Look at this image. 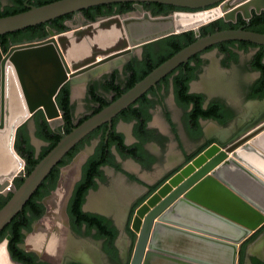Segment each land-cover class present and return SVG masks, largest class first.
<instances>
[{
    "label": "water",
    "instance_id": "95a60500",
    "mask_svg": "<svg viewBox=\"0 0 264 264\" xmlns=\"http://www.w3.org/2000/svg\"><path fill=\"white\" fill-rule=\"evenodd\" d=\"M252 1L56 0L1 17L0 36L70 13L77 14L93 6L133 2L135 7L134 12L125 15L103 16L96 21L85 18L81 26L70 30L48 28L46 37L15 43L7 52L0 42V195L5 196L8 195L6 188L25 174L27 165L15 147L19 129L38 110L44 112L52 128L62 122L50 121L43 108L28 102L19 68L14 62L19 51L54 46L68 75L56 91V100L66 83L80 82L78 77L88 72L97 74L111 61L120 66L124 62L123 56L147 44L188 31H193L197 40L70 133H62L59 143L29 175H23L21 186L15 188L9 201L0 209V233L23 211L54 167L78 143L104 124H108L111 130L115 117L150 89L157 88L162 79L182 64L226 41H246L264 46V33L245 27L201 35L202 28L216 20L236 23L239 15L250 20L254 14L264 13V8L250 7L248 16L240 12L230 20L225 17L228 12ZM145 2L173 5L180 10L167 15H153L145 9ZM107 20H115L117 28L92 27ZM88 25L91 27L85 28ZM134 29H138L140 34L135 35ZM68 33L72 35L69 36L71 39L65 36ZM213 122L218 124L216 120ZM222 140L210 143L186 162L136 209L131 229L137 238L129 264H241L244 245L264 227V110L255 112L238 134ZM113 152L122 161L116 148ZM131 162L136 161L132 159ZM141 186L149 190V186ZM84 210H87L86 204ZM9 239L10 236L3 243L12 263L7 247ZM246 261L253 264L250 258Z\"/></svg>",
    "mask_w": 264,
    "mask_h": 264
},
{
    "label": "trees",
    "instance_id": "16d2710c",
    "mask_svg": "<svg viewBox=\"0 0 264 264\" xmlns=\"http://www.w3.org/2000/svg\"><path fill=\"white\" fill-rule=\"evenodd\" d=\"M14 1L15 4L12 7H7L4 9L0 7V18L9 15H15L27 10L23 6L25 0ZM54 1L56 0H39L37 6H43ZM143 5L145 9L150 11L153 15H167L176 10H180V8L176 6L156 2H145ZM134 11L135 7L133 2H120L93 6L82 10L80 13L83 14L86 19L90 21H96L99 17L115 14L125 15ZM73 16L74 13H70L46 23L1 35L0 42L2 49L4 52H7L9 48L15 43L44 38L48 34V28H53L56 31L68 30L66 21L71 19ZM240 27H245L248 30L264 33V13L254 14L250 20H245L241 15H239L238 21L236 23L225 22L222 19L216 20L203 27L201 30V35L206 36L216 31L231 28L236 29ZM196 40L197 38L195 33L193 31H188L145 45L143 57L127 65V71L130 73V76L127 80L125 88H122L120 85L116 84V73L111 75V80L106 84V87L108 90H111L115 93L113 101L134 87L136 83L144 79L155 68L160 66L162 63ZM214 47H217L223 53H228V59L232 61H237L239 58V54L236 49L242 51H247L249 49L257 50L251 61V68L254 71L260 72V77L252 87L249 98L264 99V46L246 41H226L217 44ZM197 69L198 65L193 66L190 63L183 64L173 71L170 76L174 75V92L177 101L187 112L185 118L186 126L193 137L199 138L203 134V129L200 122L202 119H213L224 125L228 124L234 118V114L231 110L226 109L222 103L215 100L210 102V104L205 107L206 97L204 94L190 93V83L196 79ZM177 71H179V73L176 75ZM154 92V89L148 91L129 108L115 117L111 130L109 129L108 124H104L103 126L94 130L86 139L78 143L60 161V163L54 167L52 172L48 175L39 189L28 201L23 211L16 215L0 233V242L6 236H10L8 250L11 258L14 261L18 262L19 264H49L38 263L35 254L25 252L20 248V244L23 243L25 237L23 231L31 230V224L35 220L40 222L47 220V212L49 211V207L42 203V200L46 195H50L57 188L58 183L63 179V170L67 169L71 165L74 158L84 146V142L89 144L91 139L98 138H100V142L94 155L88 159L86 165L84 166L82 179L75 187L69 202L68 210L71 217V225L77 233L92 235V232L95 231L96 233L94 236L97 239H106V245L109 251L114 254V256H118V251L114 246V242L119 235V231L113 224V221L99 214L85 212L83 210V206L86 202V196L88 192L91 189L96 190L98 188L97 179L101 181L105 180V174L102 170V167L104 166L113 167L118 172L125 173L131 179L137 180L136 176L125 171L122 165L117 162L112 151L113 147L116 148L123 159L134 158L146 168L151 167V163L154 161V158L152 155H150L149 151L146 150L145 144L150 141H157L160 143L163 141L162 138H158L153 134L154 131L148 129V122L152 117L150 109L155 105V102L149 98V94H154ZM90 96L95 103L99 104V107L95 109L93 114L99 112L105 106H108L111 103L97 94L95 86L90 88ZM56 102L63 117V132L58 130L56 131L50 126L42 110H38L35 113V117L38 118L37 135L48 144L40 151L39 154H37L35 148L31 145L30 138L25 132L26 124H24L18 131L15 147L18 153L26 160L27 175H29L36 165L59 143L60 139L62 138V133H70L76 126L80 125L93 115L92 114L81 119L77 124L75 123L71 102V88L69 83H66L60 89L56 97ZM120 119L127 122H136L134 134L139 140L137 143L133 145L126 144L124 134L118 132L117 130V124ZM163 182L164 180L156 186H149L150 192L146 198L156 191L163 184ZM22 183L23 177L17 178L15 180L16 188L21 186ZM11 196L12 194H8L7 196L0 195V209L9 201ZM144 198L134 206L127 225V231L134 239L137 236L136 233L131 229V221L137 207L146 200V198ZM83 227H85V231H83ZM262 229H264V227L259 231ZM256 235L257 233L250 239V241L253 240ZM257 263L258 261L254 259V264Z\"/></svg>",
    "mask_w": 264,
    "mask_h": 264
},
{
    "label": "rangeland",
    "instance_id": "374dc122",
    "mask_svg": "<svg viewBox=\"0 0 264 264\" xmlns=\"http://www.w3.org/2000/svg\"><path fill=\"white\" fill-rule=\"evenodd\" d=\"M2 1H7V0H2ZM84 21H85V17L83 16V14L77 13L71 19L66 21V25L68 27L67 29L70 30L77 28L81 26L84 23ZM66 35L70 36L71 34L68 33ZM144 48L145 47L143 46L142 48H138L134 50L132 53L123 56L124 62L120 66H117L114 63V61H111L108 63L109 66L108 67L106 66L105 69H103L99 73L93 74L92 72H88L78 77L79 79H81L80 82L77 83L69 82L71 88V95H72L71 102L73 108V116L76 124L81 119L92 115L95 109L99 107V104L95 103L90 96V88L92 86H95L97 90V94L100 97H102L103 99L109 102H112L115 93L111 90H108V88L106 87V84L111 80V75L113 73H116L117 74L116 84L120 85L122 88H125L127 80L130 76V73L127 71V65L136 60L141 59L144 55ZM255 50L256 49H249L247 51L241 52V54H239L238 60L233 62L229 61V59L226 57L223 58L221 56L222 54L217 52L216 50L206 54L204 57L207 62V68H208L207 72H209V76L212 77L218 76L217 81L212 82V84H210L209 92L214 96H218L223 99H228L231 104H234L238 108V111L241 114L240 118L242 119L246 117L245 118L246 120H247V116L250 114L252 109H255L254 106H251L254 105V103L248 101V97H246L247 96L246 88L248 84L253 80H255L256 78L255 77L256 74L252 73L253 70L251 69V61L253 59ZM232 64L234 65L232 66ZM199 87H200L199 85L193 86L194 89H198ZM170 100H172L171 95H170ZM158 113L159 112L157 110L155 122L159 126H161L162 124L161 122H163V120L166 119L161 113L160 114ZM183 113L184 111L182 109L180 108L176 109L175 118L180 122H182ZM35 116L36 115L34 114L33 117L28 121V123H26L25 132L30 138L31 145L35 148L38 154L48 144L45 141H43L41 138H39L37 135L38 118H36ZM60 120H62V122H59L57 126L53 129L56 131L58 130L63 132L64 122H63L62 114H60ZM131 125L132 124L124 125L123 128L124 132L128 136V142H131V138L129 136L131 133ZM182 129L183 128H181V130ZM97 142L98 140L95 141L94 144H87L86 146H83L81 151L72 161L71 165L67 169L63 170V179L61 180L59 187L56 188L54 190L55 192L53 191L44 200L45 205L49 207V214L47 215V220L44 222L43 221L34 222L33 228L29 230L26 234V239L23 244V247L28 251H33L39 254L45 260L50 261L52 264H64V262L67 259L73 258V256L77 258L75 256V253H77L78 251L81 252L85 250L86 247L89 248L93 247L92 249L95 250L99 264H102L101 262H103V264H114L113 262L106 260L107 257L102 254L98 242L93 240L92 235L87 236L85 233H77L72 227L70 220L67 218L68 215L67 209L72 194L73 186L76 182H79L82 179L84 166L86 165L88 159L93 155V151ZM148 146L151 150L155 152H159L158 147L151 144ZM121 163L123 165L125 164L131 171L141 174L142 176L149 174L144 170H142L141 168H139L137 164L131 162V160L129 159L126 161H122ZM103 171L105 173V180L103 182L100 181L98 187L99 189L91 191L90 194L91 196L93 195L94 197H96L95 198L96 204L93 203L91 200L89 202V197H88L86 203V209L96 212H105L109 214L111 217H114L116 219L115 217L116 212L120 211L121 206H127V208L123 209V212L127 214V211L130 206L133 207V205H136L137 202H140V200H142L140 196L142 194L141 192L143 189H139V186H137L135 183L133 184L132 182L128 181L127 178L122 173L112 169L111 167H104ZM70 173H72L71 175L73 180L71 183L72 185L70 191L71 193L69 192L64 197V200L61 201L56 196V193L60 188V186L66 181V177ZM23 175L24 173L22 174V177ZM25 175H27L26 169H25ZM120 191L128 192V194L130 195L129 198L125 199L124 201L118 200ZM144 192H146V190ZM114 199L120 202L115 203L116 206H114L113 208ZM125 220L123 223H125ZM116 222L118 223L117 220ZM62 227L65 228V229L63 228L65 230V233L61 230ZM66 233L68 234V236ZM38 235L41 236L38 237ZM122 235L123 232L121 233L120 238L122 237ZM126 240H127L126 247L121 248L124 259L126 257L125 255L127 253V249L129 248L128 251L131 250V252H133L134 249V245L132 247L130 245L128 246L129 241L127 236H126ZM67 241L70 243H68ZM0 250L2 251L1 257H3V260L6 262V264H9V261L7 260L6 249L3 247V245L0 246ZM49 252L51 253V255ZM131 255L132 254H130L129 257L127 258L126 264H129Z\"/></svg>",
    "mask_w": 264,
    "mask_h": 264
},
{
    "label": "flooded vegetation",
    "instance_id": "af4514ba",
    "mask_svg": "<svg viewBox=\"0 0 264 264\" xmlns=\"http://www.w3.org/2000/svg\"><path fill=\"white\" fill-rule=\"evenodd\" d=\"M39 3V0H25L24 1V7L28 10L29 8H30V6H37V4ZM15 4V1L14 0H7V1H2V0H0V7L2 8V9H4V8H7V7H12L13 5ZM75 15V14H74ZM214 50H216L217 52H219V53H221L222 55V57L224 58V57H226V58H228V53H223V52H221L220 51V49H218L217 47H211V48H209V49H207V50H205V51H203V52H200V53H198L197 55H195L194 57H192L187 63H185V64H188V63H190L191 65H193V66H195V65H198V69H197V77H196V79L195 80H193V81H191V83H190V93H197L196 91H195V89L193 88V86L194 85H199L200 87V91H202L201 93L202 94H204L205 95V97H206V101H205V107H207L209 104H210V102H212V101H218V102H220V103H222V105L226 108V109H229V110H231L232 112H233V114H234V118L231 120V122H233V121H236V120H238V118L241 116V114H240V112L238 111V108L234 105V104H231L230 102H229V100L228 99H223V98H221V97H218V96H214L213 94H211L210 92H209V88H210V84H212V82H216L217 81V77L215 76V77H212V76H209V72H207L208 71V68H207V62H206V60H205V55L206 54H208V53H210V52H212V51H214ZM236 51L238 52V54H241V52H243L242 50H237L236 49ZM256 51L257 50H255V53H256ZM254 53V54H255ZM229 61H232V60H229ZM233 62V61H232ZM183 65V64H182ZM234 64H232V66H233ZM252 69V68H251ZM253 70V69H252ZM175 71V70H174ZM179 73V71H177V73H176V75ZM252 73H255L256 74V78H255V80H253L252 82H250L249 84H248V86H247V88H246V97H248V101L249 100H253V99H249V95H250V93H251V91H252V87L254 86V84L256 83V81L259 79V77H260V72H258V71H254L253 70V72ZM171 74V73H170ZM170 74L168 75V76H166L164 79H162L159 83H158V87L157 88H152V89H154V94H149V98L150 99H152V101L153 102H155V105L153 106V108H151L150 109V113H151V115H152V117H151V120L148 122V129L149 130H152V131H154V135L156 136V137H158V138H161V134L158 132V131H156V130H154L152 127H151V123L155 120V117H156V114H157V110H158V114H162L163 116H164V118L166 119V118H169V116H170V118H171V120H173L174 122H176V118H175V112H176V109L177 108H180V109H182L183 111H184V113H183V116H182V122H185V118H186V114H187V112H186V110L179 104V102L177 101V98H176V95H175V92H174V83H173V76L174 75H171L170 76ZM218 83V82H217ZM152 89H150V90H152ZM149 90V91H150ZM191 90H194L193 92H191ZM170 95L172 96V100H170ZM172 101V102H171ZM165 106V107H164ZM254 115H255V113H254ZM253 115V116H254ZM252 116V117H253ZM250 119V118H249ZM178 121V120H177ZM207 122V121H213V119H202L200 122H201V126H202V129H203V134H204V136H205V130H204V126H203V122ZM120 123H126V124H134V126L131 128L132 130V137H134L135 139H136V141L138 142L139 140L136 138V136H135V134H134V127H135V121H131V122H127V121H124V120H122V119H120L119 121H118V124H117V130H119V125H120ZM179 123H180V121H179ZM183 129V132H184V134L187 136V138H188V140H189V142H196L197 143V141L199 140V142H203L202 144H201V146L200 147H198V149H200V148H202V150L201 151H203L208 145H207V143H209V142H207L204 138H202V136H203V134L201 135V137H199L198 138V140H196V139H194L193 138V136H192V134H191V132H189V129L187 128V126L185 127V123L183 124V127H182ZM176 129V130H175ZM160 130V129H159ZM170 130H171V134H173L172 135V138H169L168 140L169 141H167V143H166V145L163 147V146H160V148H159V152H155V151H153V150H151L150 148H149V146H148V144L150 143V142H154V141H150V142H148V143H146L145 144V148H146V150H148L149 151V153H150V155H152L153 156V158H154V161L151 163V167L154 169L155 168V166L156 165H161V164H163L165 161H166V153L168 152V150L170 149V142H171V140L172 139H176L177 140V134L181 137V128H180V126L179 125H176V127L173 129L172 127H170ZM89 136V135H88ZM87 136V137H88ZM87 137H85L84 139H86ZM83 139V140H84ZM82 140V141H83ZM98 140V142L96 143V145H95V148H94V151H93V155H94V153H95V151H96V148H97V146H98V144H99V142H100V138H98V139H91V141H90V143L89 144H94V142L95 141H97ZM81 141V142H82ZM128 140L125 138V142H126V144L127 145H133V144H135V143H133V144H130V142H127ZM205 141V142H204ZM195 143V144H196ZM210 143H212V142H210ZM209 143V144H210ZM88 143H86V142H84V146H86ZM160 144H162V145H164V143L162 142V143H160ZM113 148H115V147H113ZM113 148H112V151H113ZM118 152V151H117ZM39 154V153H38ZM113 154L115 155V157H116V160H117V162L118 163H120L121 165H122V167H123V169L125 170V171H127L128 173H130L131 175H134V176H136V178H137V180H133V179H131L130 177H128V175H126L125 173H122V172H120V173H122L126 178H127V180L128 181H130V182H132L133 184L135 183L137 186H139V189H143L142 190V194H141V196H140V198L141 199H143L144 197H147L148 196V194H149V190H146L145 188H143L141 185L142 184H146V183H144V182H147V180L145 179V178H143V176L141 175V174H138V173H136V172H133V171H131L125 164L123 165L121 162L122 161H126V160H132V159H134V158H125V159H123L122 157V161L120 162L118 159H117V156H116V154L113 152ZM120 155V154H119ZM121 156V155H120ZM188 159V156H186L185 157V160L183 161V163L182 164H178V165H176V166H174V167H170L169 168V170L167 171V172H165V174H164V176L163 177H161V179H159V180H157L156 182H157V184L155 183V184H152V186H155V185H158V183H160V182H162L163 180H162V178H164L166 175H168L169 173L171 174L169 177H171L175 172H177L178 170H180L182 167H183V165L186 163V162H188L189 160H187ZM135 160V159H134ZM136 161V160H135ZM135 164H137L138 166H139V168H141L142 170H144V171H146V172H149V168H146L144 165H142L141 163H139L138 161H136V162H134ZM104 167H110V166H104ZM104 167H102V170H103V168ZM112 169H114L113 167H111ZM115 170V169H114ZM175 170V171H174ZM117 171V170H116ZM174 171V172H173ZM105 174V173H104ZM168 177V178H169ZM167 178V179H168ZM166 179V180H167ZM138 180H140V181H138ZM165 180V181H166ZM101 180H99V179H97V183H98V187H99V182H100ZM164 181V182H165ZM103 182V181H102ZM138 182L139 183H141V184H138ZM163 182V183H164ZM60 183L61 182H59L58 183V185H57V188L59 187V185H60ZM78 184V182H76L75 184H74V186H73V189H72V194H71V197H72V195H73V192H74V190H75V187H76V185ZM151 187V186H150ZM99 188H97L96 190H98ZM91 190H94V189H91ZM90 190V191H91ZM146 190V192H144ZM88 192V194H87V196L89 197V195L91 194V192ZM55 192V191H54ZM146 195V196H145ZM49 195H46L45 197H44V199L42 200V203H44V200L48 197ZM87 196H86V202H85V204L87 203ZM71 197H70V199H71ZM133 199V198H132ZM132 199H131V201H132ZM147 199V198H146ZM130 201V202H131ZM69 202H70V200H69ZM144 202V201H143ZM142 202V203H143ZM138 203V202H137ZM141 203V204H142ZM45 204V203H44ZM84 204V205H85ZM130 204V203H129ZM140 204V205H141ZM139 205V206H140ZM134 206L135 205H133V207L132 206H130L129 207V209H128V211H127V214H126V220H125V223H124V226H123V231L120 229V227H119V225L117 224V222H116V219L114 218V217H111L109 214H107V213H105V212H96V211H91V210H84V206H83V210L85 211V212H89V213H94V214H99V215H102V216H105V217H107V218H109V219H111L112 221H113V224L115 225V227L118 229V231H119V235H118V237H117V239L115 240V242H114V246L116 247V249H117V251H118V256L116 257V256H114V254H112L110 251H109V249L107 248V243H106V239H97L95 236H94V234L96 233L95 231H93L92 232V237H93V240L94 241H96V242H98V244H99V246H100V249H101V251H102V254L104 255V256H106L107 257V259L106 260H109V261H111V262H113L114 264H126V262H127V258L129 257V255L130 254H132V252H131V250L130 251H128L129 250V248L127 249V253H126V257H125V259H124V256H123V254H122V250H121V247L118 245V239H119V237H120V235H121V233L123 232V234H125V232L128 234V235H126L127 237H128V241H129V244H128V246L130 245L131 247L133 246V245H135V241H136V238L134 239V238H132V236L128 233V231H127V225H128V222H129V219H130V215H131V213H132V210H133V208H134ZM138 206V207H139ZM68 207H69V204H68ZM137 207V208H138ZM136 211V210H135ZM49 214V211L47 212V215ZM67 218L70 220V222H71V217H70V214H69V210L67 209ZM135 214V213H134ZM134 214H133V216H134ZM132 219H133V217H132ZM34 222H40V221H38V220H35ZM34 222L31 224V229L33 228V225H34ZM132 222V221H131ZM29 230H24L23 231V233H24V235H25V237H24V241H23V243H21L20 244V248L22 249V250H24L25 252H28V253H33V254H35V256L37 257V262L38 263H49V264H52L50 261H47V260H45L42 256H40L39 254H37V253H35V252H33V251H28V250H26L24 247H23V244H24V242H25V239H26V234H27V232H28ZM83 231H85V227H83ZM87 236H89V235H87ZM91 236V235H90ZM8 237L9 236H6L1 242H0V246L1 245H5V243H3L5 240H7L8 239ZM131 237V238H130ZM130 238V239H129ZM9 241H10V239H9ZM9 241H8V243H9ZM257 245H259V249L258 250H256V252H253L252 251V249L253 248H255ZM8 247V246H7ZM251 248V249H250ZM5 249H6V245H5ZM250 249V250H249ZM9 251V250H8ZM255 251V250H254ZM6 253H7V250H6ZM11 257V256H10ZM131 258V257H130ZM248 258H250L251 259V261H252V263L254 264V259H256L257 261H258V263L257 264H264V229H262L261 231H258L257 232V235L254 237V239L253 240H251V241H248L245 245H244V247H243V251H242V259H241V264H248V262L246 261ZM11 259V262L12 263H10L9 262V264H13V262L14 263H16V264H19L18 262H16V261H14L12 258H10ZM7 260H8V256H7ZM9 261V260H8ZM100 262H101V260H100ZM102 264H103V262H101ZM64 264H87V263H85V262H83L82 260H79V259H77V258H75L74 256H73V258H70V259H67L65 262H64Z\"/></svg>",
    "mask_w": 264,
    "mask_h": 264
},
{
    "label": "bare ground",
    "instance_id": "6f19581e",
    "mask_svg": "<svg viewBox=\"0 0 264 264\" xmlns=\"http://www.w3.org/2000/svg\"><path fill=\"white\" fill-rule=\"evenodd\" d=\"M263 1L264 0H254L250 3L241 5L237 9H235L234 11L232 10V11L228 12L227 14H225V17L230 20V19H232V17L234 16L235 13H240V12H243L248 16V13H249L248 10L250 7H256L259 9L264 8V5H263L264 2ZM99 25L108 26V28H110V27H112L114 29L117 28V22L115 20H107L105 22L103 21L101 23H96V24L92 25V27L97 29ZM88 27H91V26L88 25L85 28H88ZM134 34L135 35L140 34L139 30L134 29ZM65 36L68 39H71V38H69L68 35H65ZM70 36H72V35H70ZM98 40L100 41V38H98ZM14 62L16 63V65L19 68L22 84H23L28 102L30 104L37 105L38 108H43L45 110L48 118L50 119V121L57 124L60 121V114L61 113H60V110H59L58 105H57L56 100H55V94H56V91L59 88V86L68 78V75L65 73L64 68L60 62V59H59L54 47H40V48L33 49L31 51H19L17 53V55L14 57ZM105 66L108 67L109 64H106ZM77 89H78V87H77ZM207 128L211 129L212 125H208ZM72 173L67 175L66 181L60 186V188L58 189V191L56 193V196L61 201H63L64 197L71 191V186H72L71 183L73 181L72 175H71ZM129 196L130 195L128 194V192L120 191L118 200L124 201L125 199L129 198ZM95 198L96 197H94L93 195L92 196L90 195L89 196V202L91 200L93 203L96 204ZM120 201H117L116 199H114L113 208H114V206H116L115 203H118ZM106 208H108V207H106ZM124 208H127V206H121L120 211L119 212L117 211L116 215H115L116 220L118 221V225H119L120 229H122V231H123V226H124L123 222H124L125 216H126V213L123 212ZM122 212H123V214H122ZM63 228L64 227H62L61 230L65 233V230H64L65 228L64 229ZM40 233H41V231H40ZM39 236H41V235H38V237ZM62 236H63V233H62ZM67 236H68V234H67ZM50 238H51V236H50ZM53 238H54V236H53ZM44 242H45V240H44ZM68 243H70V242H68ZM126 244H127L126 236L123 234L121 238L119 237L118 245L121 248H125ZM62 246H64V245H62ZM3 247L5 248V245H3ZM92 248L86 247L85 250H83L81 252L78 251L77 253H75V256L78 259H80V260H82L88 264H99L95 250ZM258 249H259V245H257L255 248H253L252 251L256 252V250H258ZM1 254H2V251L0 250V264H6V262L3 260V257H1ZM50 255H51V253H50Z\"/></svg>",
    "mask_w": 264,
    "mask_h": 264
},
{
    "label": "crops",
    "instance_id": "0c3cea01",
    "mask_svg": "<svg viewBox=\"0 0 264 264\" xmlns=\"http://www.w3.org/2000/svg\"><path fill=\"white\" fill-rule=\"evenodd\" d=\"M195 91L197 93L202 92V91H200V88L195 89ZM249 101L254 103V105H251V106H254L255 109H252L250 114L247 116V120L245 119L246 117L242 118V119L239 117L238 120L233 121V122L230 121L228 124H224V125L220 124L219 122L217 124L213 121H210V123H209V121H207V122L205 121L202 124L204 126V130L206 133H205V136L203 134L202 138H204L207 142L210 143V142H214V141H223L222 138H224V137L226 138V140H228V139L232 138L233 136H235L236 134H238L239 131L242 129V127L249 122V118H252V116L254 115L255 112H257V111L260 112L261 110H264V99H253V100H249ZM155 120H156V117H155ZM155 120L151 123V127L158 132L160 131L159 133L161 134V138L163 140L162 142L164 143V145L160 144V142H157V141L150 142L148 145L151 144V145H154L158 148H160V146L164 147L166 145L167 141H169L168 139L172 138L173 134H171L170 127H172L174 129L176 127V125H179L180 128H182L184 123H185V127H186V120H185V122H180V123H179V120L178 121L176 120V122H174L173 120H171L170 116H169V118H166V120H163V122H161L162 123L161 126H159L155 122ZM207 124L212 125V129H208ZM124 125H127V124L126 123H120L118 132L123 133L125 138L128 140V136L126 135V133L123 130ZM133 126H134V124L132 123L131 128ZM131 134H132V131L129 135L131 138L130 144L137 143L136 139L134 137H132ZM193 138L198 140L197 137H193ZM195 143L189 142L187 136L184 134L183 130H181V137L177 134V140L175 138L171 140V142L169 144L170 149L166 153L167 157H166V161L162 164L163 166L162 165H156L154 169L152 167H150L149 172H147L149 174L143 175V177H145V179L147 180V182H144V183H146L145 185L152 186V184H155V183L157 184L156 181L161 179V177L164 176L165 172H167L170 167H174V166L178 165L179 163L182 164L183 161L185 160L186 156H188L187 160L190 161L196 155H198L202 150V148L198 149V147H200L203 142H199V140H198L197 143L196 144ZM209 143H207V145ZM175 148H176V150H175ZM170 175L171 174L169 173L164 178H162V180L165 181Z\"/></svg>",
    "mask_w": 264,
    "mask_h": 264
},
{
    "label": "built area",
    "instance_id": "2783aa9c",
    "mask_svg": "<svg viewBox=\"0 0 264 264\" xmlns=\"http://www.w3.org/2000/svg\"><path fill=\"white\" fill-rule=\"evenodd\" d=\"M25 175V174H24ZM16 186H15V182H12L7 188H6V193L7 194H12L13 191L15 190Z\"/></svg>",
    "mask_w": 264,
    "mask_h": 264
}]
</instances>
